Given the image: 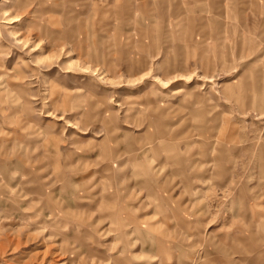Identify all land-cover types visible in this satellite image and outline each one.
I'll list each match as a JSON object with an SVG mask.
<instances>
[{"label": "rangeland", "instance_id": "rangeland-1", "mask_svg": "<svg viewBox=\"0 0 264 264\" xmlns=\"http://www.w3.org/2000/svg\"><path fill=\"white\" fill-rule=\"evenodd\" d=\"M0 264H264V0H0Z\"/></svg>", "mask_w": 264, "mask_h": 264}]
</instances>
